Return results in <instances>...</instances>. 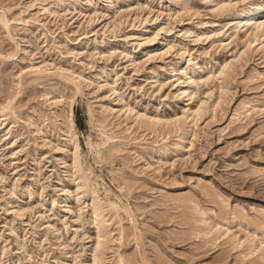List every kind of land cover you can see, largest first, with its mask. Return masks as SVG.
<instances>
[{
  "label": "rangeland",
  "instance_id": "obj_1",
  "mask_svg": "<svg viewBox=\"0 0 264 264\" xmlns=\"http://www.w3.org/2000/svg\"><path fill=\"white\" fill-rule=\"evenodd\" d=\"M254 21L264 0H0V264H264Z\"/></svg>",
  "mask_w": 264,
  "mask_h": 264
},
{
  "label": "bare ground",
  "instance_id": "obj_2",
  "mask_svg": "<svg viewBox=\"0 0 264 264\" xmlns=\"http://www.w3.org/2000/svg\"><path fill=\"white\" fill-rule=\"evenodd\" d=\"M261 11H259V10H254V11H252L251 13H250V15L248 16V19H249V22L251 23V22H253V20L255 19V18H257L258 16H260L261 15ZM249 22H247V23H249ZM254 25H256L255 27L256 28H259V27H263L264 28V22H260V21H254V23H253ZM72 80V79H71ZM74 82V81H73ZM76 89L77 90H79V86L78 85H76ZM175 118V117H174ZM154 120H156V121H158L160 118H153ZM168 120V119H167ZM160 121V120H159Z\"/></svg>",
  "mask_w": 264,
  "mask_h": 264
}]
</instances>
